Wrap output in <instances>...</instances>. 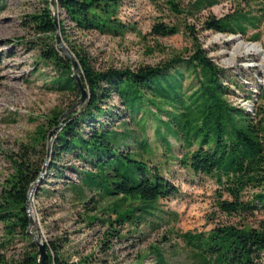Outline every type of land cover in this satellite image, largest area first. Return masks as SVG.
<instances>
[{"label": "trees", "instance_id": "obj_1", "mask_svg": "<svg viewBox=\"0 0 264 264\" xmlns=\"http://www.w3.org/2000/svg\"><path fill=\"white\" fill-rule=\"evenodd\" d=\"M152 1L160 2L174 14L187 13L189 17H195L219 0H191L185 10L176 0ZM256 1L258 8L251 9L249 4L237 5L219 17L208 14L201 20L202 29L240 36H244L248 29L256 30L264 20V0ZM121 2L55 0L60 40L78 61V75L87 98L62 118L52 140L48 168L58 169L55 165L58 158L72 153L92 168L81 172L83 188L99 190V196L136 200L137 203L124 213H116L114 222L117 225L124 222L140 225L146 216L153 214L158 199L175 196L178 188L163 177L158 168L150 167L132 151L114 150L113 141L122 139L120 134L125 135L122 140L133 138L127 127L125 131H116L103 127L98 120L108 114L105 102L112 94L117 96L132 122L131 113L136 116L141 108H154L155 112L165 116V120L159 119L158 124L179 138L183 149L178 159L181 167L193 175L210 178L217 186L213 202L216 211L226 218H236L235 221L214 223L206 232L180 234L179 238L192 251L191 264H261L264 220L249 225L244 219L254 212L264 211V87L256 93L257 103L252 112L228 102L226 96L232 92L224 83V70L215 65L197 44L193 27L188 25L184 29L192 43L188 54H175L155 65L95 69L89 53L73 41L72 31L123 35L132 27L118 16ZM21 24L32 31V38L36 39L29 41L34 44L32 46L40 44L39 60L50 62L57 71L51 81L52 89L73 93L75 101L79 90L71 77L69 61L62 57L54 43L55 25L48 0H43L38 12L26 15ZM180 26L157 21L150 26L148 34L169 36L180 31ZM38 35L43 36L40 43L37 42ZM256 38V33L250 37L251 40ZM185 71L190 74L191 81L183 89ZM64 110L52 111L47 119L48 128L39 127L32 142L20 147L17 159L9 158L12 171L0 186L2 241H9L15 234L29 239V250L14 264H35V246L25 232L28 224L25 199L29 185L41 170L46 134L57 125ZM89 121L96 122V127L88 133L81 131L82 124ZM164 143L167 150L170 149L168 142L164 140ZM39 145L40 150L36 152ZM137 146L144 150L146 140L138 141ZM34 156L36 159H30ZM101 245L104 250L105 241L102 240ZM60 246L55 242L45 244L48 264H107L105 259H96L91 254L79 257L75 262L67 261L57 250ZM155 264H167L162 250L155 251Z\"/></svg>", "mask_w": 264, "mask_h": 264}, {"label": "rangeland", "instance_id": "obj_2", "mask_svg": "<svg viewBox=\"0 0 264 264\" xmlns=\"http://www.w3.org/2000/svg\"><path fill=\"white\" fill-rule=\"evenodd\" d=\"M176 1L185 10L191 0ZM246 4L251 9L258 8L256 0H219L197 16L189 17L187 13L170 12L158 1L122 0L118 16L130 24L131 30L121 36L72 31V39L89 53L95 69L134 68L158 64L175 54H188L192 43L184 29L185 25L193 27L197 44L224 70V83L232 92L226 100L252 112L257 103L256 93L264 87V20L256 30L248 29L244 36L203 30L201 26V20L208 14L219 17L237 5ZM42 6L43 0H0V186L12 171L9 158L17 159L20 147L32 142L37 129L48 128L51 112L66 109L75 98L73 93L52 89L51 81L57 71L50 62L39 60L40 44L32 46L29 41L36 39L21 24L26 15L38 12ZM157 21L180 24L181 30L169 36H150V26ZM255 33L257 38L251 40ZM37 37L40 43L43 36ZM184 75L183 89L191 81L187 71ZM105 107L108 114L98 122L116 131L128 128L133 135L132 139L122 140L125 135L120 134L122 139L113 141L114 150L132 151L150 167L158 168L178 188L177 194L158 199L153 214L146 216L140 225L128 222L117 225L116 213H124L136 200L99 196L101 191L83 188L81 172L92 168L72 153L63 154L56 161L58 169H49L47 164L42 183L32 195L36 224L33 231L44 244L62 245L57 250L67 261L75 262L91 254L96 259H105L107 264H155V251L159 249L167 264H191L192 251L179 238L180 234L206 232L214 223L236 218H226L216 211L213 202L217 186L210 178L193 175L181 167L178 159L183 149L178 136L158 124L159 119L165 120L164 115L154 108H141L136 116L131 113L132 122L114 94ZM94 127L96 122L89 121L82 124L81 131L88 133ZM142 139L147 142L144 150L137 146ZM164 140L170 149L167 150ZM45 144L46 139L44 148ZM259 220H264V211L245 217L244 223L255 225ZM2 234L0 225V264H14L29 250V239L15 234L5 242ZM261 255L264 264V252Z\"/></svg>", "mask_w": 264, "mask_h": 264}, {"label": "water", "instance_id": "obj_3", "mask_svg": "<svg viewBox=\"0 0 264 264\" xmlns=\"http://www.w3.org/2000/svg\"><path fill=\"white\" fill-rule=\"evenodd\" d=\"M48 9L50 11V15L52 17V21L55 25V32H54V43L57 46L58 50L62 54V57L67 59L69 61L70 70H71V77L75 81L76 86L79 90V97L68 107L66 108L58 117L57 125L50 128L46 134V144H45V156L44 160L40 167V172L38 176L34 179V181L29 185L27 196L25 199V212L28 218V224L26 227V234L30 238V242L35 246V264H48V255L45 248V244L40 240L39 234L33 231L35 229L36 224L32 220V217L30 215V207H29V199L32 198V195L36 189V187L39 185L48 159L50 154V148L52 145V140L54 138L55 133L59 130L61 120L62 118L69 112H71L74 108L81 106L85 99L87 98V92L86 89L83 87L82 82L80 80V77L78 75L80 67L78 64V61L74 58V56L68 51L67 47L64 45V43L60 40L58 26H57V19H56V12H57V5L55 3V0H48Z\"/></svg>", "mask_w": 264, "mask_h": 264}, {"label": "bare ground", "instance_id": "obj_4", "mask_svg": "<svg viewBox=\"0 0 264 264\" xmlns=\"http://www.w3.org/2000/svg\"><path fill=\"white\" fill-rule=\"evenodd\" d=\"M31 202H32V198L29 199L28 203H29V207H30V215H31V217H32V220L34 221V218H33V216H32V214H33V209H32V206H31ZM34 222H35V221H34Z\"/></svg>", "mask_w": 264, "mask_h": 264}]
</instances>
